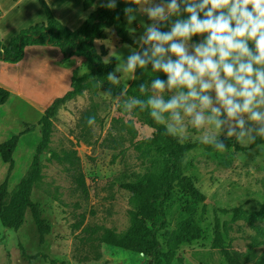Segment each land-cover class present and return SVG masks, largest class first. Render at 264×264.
<instances>
[{
    "label": "rangeland",
    "instance_id": "rangeland-1",
    "mask_svg": "<svg viewBox=\"0 0 264 264\" xmlns=\"http://www.w3.org/2000/svg\"><path fill=\"white\" fill-rule=\"evenodd\" d=\"M157 7L164 9L163 15L153 18L150 11ZM169 13L168 5L162 0H140L137 11L125 17L129 36L141 46L148 32ZM45 19L38 0H0L1 43L8 44L21 29ZM175 42L180 43V40ZM199 43L194 37L187 42L189 54H193L194 46ZM95 44L108 67L113 70L114 77L126 87L129 86L134 79L136 65L132 69L128 65L130 58L138 56V48L121 42L113 27L108 28L105 38L96 40ZM53 47L62 52L59 47ZM150 48L154 53V45ZM58 51L48 53L43 50L39 53L41 56L56 57ZM37 55V51L29 53L33 58ZM168 56L173 61L177 59L171 53H166V61ZM85 60L75 59L71 66L82 74L87 71ZM15 66L0 65V83L8 84L17 91L6 103L0 104V143L19 130L23 122L36 123L41 118L36 109L19 100L20 94L30 98L41 95L39 103L42 106L48 102H41L43 94L47 93V80L50 79L47 73L40 72L43 66L34 62L31 72L24 70L22 73ZM36 72L39 73L37 79L30 76L28 79V73L34 76ZM150 90L153 99L164 104L181 94L167 85L163 90L152 85ZM54 93L51 92L50 96ZM208 94L213 106L220 107L216 104L214 90ZM196 103L199 104L198 101ZM93 105L98 117L91 130L83 132L80 119ZM136 109L127 95L111 97L100 88L96 93L91 89L86 90L59 109L54 120L50 148L57 152L68 149L78 151L88 195L77 189L64 165L49 159L50 152L45 154L43 178L34 187L32 199L40 205L43 216L51 224V231L46 242L40 243L39 231L30 211L19 228L5 227L0 220V264H151L149 257L136 252L97 240L94 243L82 240L88 235L85 227L97 228V236L106 228L126 231L131 224L130 211L134 209V203L132 193L123 184L135 181L149 171H160L165 166L164 154L150 150L147 144L138 147L139 142L152 137L154 130L140 119ZM175 113L178 118H174L172 111H165L160 119L180 142L196 143L185 157L184 171L205 193L206 200L195 201L177 192L176 198L168 204L170 225L166 230H173L179 220L192 215L203 232L200 239L180 247L172 264H255L264 254V219L258 217L264 202V143L252 145L254 139L249 141L248 136L243 141L238 140L240 129L235 126V121H229L223 114V109L219 129L207 122L210 109L204 110L206 122L200 127L193 123L195 114L189 116L183 108L176 109ZM242 115L245 130L253 129L251 136L258 137L260 125L247 119V113ZM230 126L235 133L231 136ZM40 139L39 128L21 137L14 152L15 168L9 180L10 191L27 172ZM220 140H228L231 145L221 149L209 147L210 143ZM7 169L8 164L0 157V183ZM235 207L246 211L247 216H253L254 223L245 217L235 216L234 212L222 211ZM216 216L221 221L225 248L212 247ZM83 217V223L77 227ZM166 230L159 234L164 250L167 247ZM256 241L259 242L257 245Z\"/></svg>",
    "mask_w": 264,
    "mask_h": 264
},
{
    "label": "trees",
    "instance_id": "trees-1",
    "mask_svg": "<svg viewBox=\"0 0 264 264\" xmlns=\"http://www.w3.org/2000/svg\"><path fill=\"white\" fill-rule=\"evenodd\" d=\"M94 1L84 0V7L90 8ZM162 1L167 5L172 2V0ZM38 2L46 14V21L21 29L10 39L8 44H2L0 41V60L19 62L24 58L27 46L52 45L59 47L62 51V65H71L74 56L85 57L87 71L79 74L75 69L70 90L63 96L55 98L36 123L23 122L19 130L9 134L0 143V157L4 163L8 164L6 176L0 183L1 223L5 227L19 228L24 223L27 212L30 211L39 231L40 243L46 242L47 235L51 231V224L43 216L40 205L33 201L32 192L43 178V156L48 152L51 153L49 159H55L64 165L76 183L77 189L84 195H88L87 182L78 151L68 149L57 152L51 150L50 144L54 132V120L59 109L68 101L83 95L86 90L91 89L96 93L100 88L111 97L125 94L133 100L135 109L137 108V115L154 130L152 137L139 142L138 147L142 148L144 144H147L150 150L153 149L158 154H164L166 158L165 166L160 171H149L137 180L123 184V187L132 193L134 203V209L130 211L131 224L126 231L117 232L106 228L102 234L97 236V228L85 227L84 230L88 231V235L82 240L92 243L97 240L100 243L136 252L149 257L151 264H172L180 247L200 239L203 232L192 215L179 220L173 230H166L170 225L167 213L168 204L176 198L177 192L189 196L195 201H205L206 195L184 171L185 157L196 146V143L180 142L173 131L161 119H158L164 112L154 108L150 103V101H157L153 99L150 87L157 80L167 85L168 75L162 70L154 69V64L160 57L154 56L152 53L150 46L156 42H147L149 33L141 46L129 36L125 16L137 11L140 0H119L100 6L92 11L83 24L76 29H71L57 18L47 0H38ZM177 4L179 14L165 15L151 30L161 34L170 33L176 22L187 19L188 13L184 11L186 5L182 0H177ZM200 16L203 17V13H200ZM110 27L114 28L121 42L138 48V57L145 61L144 66L136 64L134 79L127 87L114 77L113 70L108 67L103 54L95 44L96 39L105 38L106 30ZM206 35V33L196 35L194 38L202 43ZM249 46H253L252 41H249ZM163 47L168 48L169 45L164 44ZM161 62H167L165 56L161 58ZM110 74L113 80L108 79ZM173 89L184 94L189 91L185 87ZM9 97V89L0 86V104L6 103ZM153 112L156 113L155 116L152 115ZM97 117L96 106L93 105V108L86 111L80 119L79 123L82 125L83 132L91 130ZM90 120L92 123H89ZM38 128L41 139L37 144L33 160L25 175L13 191H10L9 180L15 168L14 152L21 137ZM260 143H264V138L258 136L254 138L252 145ZM230 145L228 140H220L210 143L209 147L221 149ZM262 207L258 217L264 219V202ZM222 211L234 212L235 216L245 217L250 223H254L253 216H247L246 211L241 208L235 207ZM83 220L84 217L77 227H80ZM163 230H166L164 234L167 241L166 250L159 239V234ZM258 243L256 241L255 245ZM212 247L225 248L224 234L218 216L215 218V237ZM255 264H264V254Z\"/></svg>",
    "mask_w": 264,
    "mask_h": 264
},
{
    "label": "clouds",
    "instance_id": "clouds-1",
    "mask_svg": "<svg viewBox=\"0 0 264 264\" xmlns=\"http://www.w3.org/2000/svg\"><path fill=\"white\" fill-rule=\"evenodd\" d=\"M186 5L184 11L187 19L176 22L170 33L161 34L150 30L147 42L154 44V56L160 57L154 69L162 70L168 75L169 88L185 87L189 91L181 93L169 103L150 101L153 107L161 112L183 108L189 116L194 115V125L200 127L206 122L204 110L210 109L207 122L221 127L219 117L226 114L229 121H235L240 129L238 140L248 136L253 129L245 130V119L256 122L258 135L264 138V0H182ZM170 13L179 14L177 0L168 5ZM164 9L157 7L150 11L153 18L163 15ZM203 13V17L200 16ZM207 34L202 43L194 46L189 54L187 42L196 35ZM179 39L180 43L175 41ZM249 41L253 46H249ZM164 44L169 47L165 49ZM171 53L167 62L161 58ZM137 63L144 66L145 61L138 56L130 58L129 69ZM113 80L111 74L108 77ZM199 86V92L197 91ZM154 87L163 90L165 85L157 80ZM215 92V101L220 107L213 106L209 92ZM189 101H192L189 103ZM199 102V104L196 103ZM197 108L200 111H196ZM156 115L155 112L152 113ZM94 119V118H93ZM158 119H160L158 117ZM92 123V120L89 121ZM235 134L230 126L229 136Z\"/></svg>",
    "mask_w": 264,
    "mask_h": 264
},
{
    "label": "crops",
    "instance_id": "crops-1",
    "mask_svg": "<svg viewBox=\"0 0 264 264\" xmlns=\"http://www.w3.org/2000/svg\"><path fill=\"white\" fill-rule=\"evenodd\" d=\"M47 1L49 2L55 16L60 21H62L66 26L70 27L71 29H76L83 24V22L87 19V17L92 11L96 10L100 6L111 4L119 0H95L93 5L88 9L84 7V0H47ZM77 12L79 13V15L78 14L74 15V13H77ZM1 17L3 18V12H2ZM45 21L46 19L44 20V22ZM43 50H47L48 53L53 50L58 51L56 50V48H54L51 45H29L26 47L24 58L21 61L12 63V62L0 60V65L2 66H9V65L15 64L16 66L19 67L16 69L21 70V73L24 72V70H26L27 72L29 71L31 72L34 67V62H37L39 66H43V68L41 67L43 70H41L40 72L47 73L50 76V79L47 80V83H48L47 93L43 94V98L41 100L42 104L47 102V100L48 102L43 106L39 103V99L42 97L41 95L38 97L30 98L28 96H24L20 94L18 91V93L20 94L19 95L20 98L18 97L19 100L25 101V103H27L28 106L36 109L35 111H37L39 118L40 116L44 114L47 107L52 104L55 98L59 96H63L68 90L72 88V76H73L74 70L76 69L75 67L71 65H70L71 67H69V66H65L61 64V60L63 59L62 52L60 53L58 51V56L56 57H52L50 55L41 56L39 52ZM36 51H37V54H39L37 55L36 58L29 56L30 52H36ZM80 58L85 59V57L74 56L73 60L80 59ZM28 74H29L28 79H30V77L37 79L39 73L36 72L34 76H31L30 73ZM0 86H3L9 89L10 97L14 96V93H17V91L12 89V87L8 84L0 83ZM51 92H56V93L50 96ZM49 96H50V99H49Z\"/></svg>",
    "mask_w": 264,
    "mask_h": 264
},
{
    "label": "water",
    "instance_id": "water-1",
    "mask_svg": "<svg viewBox=\"0 0 264 264\" xmlns=\"http://www.w3.org/2000/svg\"><path fill=\"white\" fill-rule=\"evenodd\" d=\"M104 49V48H103Z\"/></svg>",
    "mask_w": 264,
    "mask_h": 264
}]
</instances>
